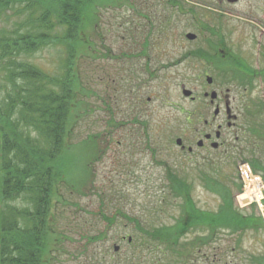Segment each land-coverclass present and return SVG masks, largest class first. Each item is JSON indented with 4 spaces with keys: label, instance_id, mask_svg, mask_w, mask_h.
I'll return each instance as SVG.
<instances>
[{
    "label": "rangeland",
    "instance_id": "obj_1",
    "mask_svg": "<svg viewBox=\"0 0 264 264\" xmlns=\"http://www.w3.org/2000/svg\"><path fill=\"white\" fill-rule=\"evenodd\" d=\"M104 7L99 9L95 30L87 33L94 51L77 60L82 84L78 101L82 103L70 118L72 142L95 137L97 152L94 145L86 150L78 145L64 155L70 167L65 171L67 180L58 184L52 201L50 250H56L50 255L51 264H104L126 255L123 237L139 242V234L125 220L119 218L112 227H105L97 216L99 211L111 217L121 209L145 228L172 223L180 202L169 192L168 171L191 183V196L198 208L215 211L220 198L203 187V174L217 175L239 204V189L241 193L247 190L240 176L241 166L247 164L242 160L252 155L264 159V146L247 136L242 121L247 106L257 110L259 100H264L261 66L254 70L235 67L239 77L222 89L230 90V100L233 96L238 99L240 113L239 132L233 130L239 139H231L229 156L213 151H197L190 156L175 144L181 139L182 145L195 149L191 131L203 129L202 119L208 117L203 115L204 106L181 94L184 88L195 97L205 84L202 63L186 52L204 46L212 33V41L222 38L227 49L245 56L250 52L248 59L253 63L256 49L249 40L253 24L222 21L221 37L215 31L203 30V24L211 27L215 23L199 16L193 5L194 14L186 9L177 14L165 0H116ZM14 20H0V26L10 28ZM188 32L194 33L196 40H187L184 35ZM258 33L255 30L256 38ZM62 58L60 48L49 47L29 60L53 73ZM149 72L154 73L152 77ZM238 204L240 211H249L251 204ZM253 212L260 216L256 209ZM99 234L103 237L98 242H87ZM192 237L189 234L187 238ZM114 247L119 248L118 253ZM143 251L146 255L150 250L143 247ZM201 251L203 256L194 258L196 264H246L249 255L264 253V231L248 232L240 243L235 236L222 232L215 244Z\"/></svg>",
    "mask_w": 264,
    "mask_h": 264
},
{
    "label": "trees",
    "instance_id": "obj_2",
    "mask_svg": "<svg viewBox=\"0 0 264 264\" xmlns=\"http://www.w3.org/2000/svg\"><path fill=\"white\" fill-rule=\"evenodd\" d=\"M114 1L0 0V20L15 19L10 28L0 26V264H51L50 255L56 250H50L52 201L70 167L64 155L78 145L82 150L94 145L97 152L95 137L72 142L70 118L82 103L78 101L82 84L77 60L94 51L87 33L95 30L100 7ZM49 47L63 51L60 67L53 73L29 60ZM247 108L242 118L244 131L264 146V100H259L257 110ZM242 161L264 179V159L252 155ZM165 178L170 194L180 202L172 223L145 228L121 209L111 217L97 213L105 227L120 218L140 236L139 242L123 237L126 255L104 264H196L203 256L201 250L215 244L222 232L240 243L248 232L264 231L254 205L247 213L240 211L228 185L217 175L207 172L202 179L203 187L220 198L215 211L196 206L185 177L168 171ZM69 186L73 190L71 182ZM101 237H89L87 242H98ZM143 247L150 250L146 255ZM247 259L246 264H264V253Z\"/></svg>",
    "mask_w": 264,
    "mask_h": 264
},
{
    "label": "flooded vegetation",
    "instance_id": "obj_3",
    "mask_svg": "<svg viewBox=\"0 0 264 264\" xmlns=\"http://www.w3.org/2000/svg\"><path fill=\"white\" fill-rule=\"evenodd\" d=\"M165 1L166 5L174 9L177 14H182V9H186L187 13L194 14L190 5L195 6L200 13L199 16L209 17V20L215 23L211 27L207 24L205 27V24H203V30L208 33L215 31L218 36L222 37L221 32L224 30L222 21L249 22L259 32L257 38L254 29H251L252 32L249 34L251 46L256 49V57L253 63L251 62L252 60L248 59L250 52L245 56L234 50L227 49L222 38L212 41V33L210 34L212 38L206 40L204 46H197L186 52L188 57H192L198 63H202L203 69L206 71L202 77L205 84L201 87L200 93L195 97L191 94L189 99L199 106H204L203 115L208 117L202 119L203 129L191 131V135L194 136L191 143L196 148L194 149L192 145H181L180 149L190 156L195 155L197 151H204V154L213 151L215 153L220 152L221 156L227 157L229 156L228 148L231 145L230 142L232 143L231 139L233 138V142L239 139L238 136L234 135L235 132L233 130L237 133L239 132L237 120L239 121L240 119V113L236 104L238 99L233 96L230 100V90L222 92V89L225 83L235 82V78L239 77L238 70L235 71L237 66L239 69L254 70V68H259L260 66L262 67L261 69H264V0ZM188 34L196 36L194 33L188 32L184 37L186 38ZM147 68L145 67L144 69ZM153 74V72H149L147 75L152 77ZM197 79H200V77H197ZM187 124L191 125V122ZM194 134H197L196 137ZM191 143L189 142L188 144Z\"/></svg>",
    "mask_w": 264,
    "mask_h": 264
},
{
    "label": "built area",
    "instance_id": "obj_4",
    "mask_svg": "<svg viewBox=\"0 0 264 264\" xmlns=\"http://www.w3.org/2000/svg\"><path fill=\"white\" fill-rule=\"evenodd\" d=\"M252 186L250 189L252 200L258 205V208L261 212L264 211V185L258 177H253L251 179Z\"/></svg>",
    "mask_w": 264,
    "mask_h": 264
},
{
    "label": "water",
    "instance_id": "obj_5",
    "mask_svg": "<svg viewBox=\"0 0 264 264\" xmlns=\"http://www.w3.org/2000/svg\"><path fill=\"white\" fill-rule=\"evenodd\" d=\"M186 39H188V40H193V39H195V36L194 35H192V34H188L187 36H186ZM208 81H209V79H208ZM190 92L189 91H187V90H182V95L184 96V97H189L190 96ZM176 144L178 145V146H180L181 145V141L180 140H176ZM241 202L242 203H245L246 202V198H245V196H242L241 197ZM130 241V240H129ZM118 250V247H115L114 248V251H117Z\"/></svg>",
    "mask_w": 264,
    "mask_h": 264
},
{
    "label": "bare ground",
    "instance_id": "obj_6",
    "mask_svg": "<svg viewBox=\"0 0 264 264\" xmlns=\"http://www.w3.org/2000/svg\"><path fill=\"white\" fill-rule=\"evenodd\" d=\"M248 185H251V183H248Z\"/></svg>",
    "mask_w": 264,
    "mask_h": 264
}]
</instances>
